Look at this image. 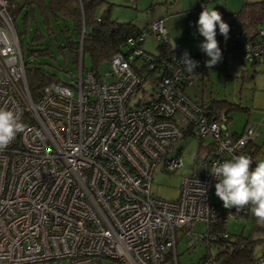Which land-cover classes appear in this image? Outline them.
Masks as SVG:
<instances>
[{"label": "built area", "instance_id": "obj_1", "mask_svg": "<svg viewBox=\"0 0 264 264\" xmlns=\"http://www.w3.org/2000/svg\"><path fill=\"white\" fill-rule=\"evenodd\" d=\"M204 7L198 0L200 13ZM83 33L84 24L76 80L47 81L33 100L7 0H0V107L18 111L25 125L0 152V264H178L176 232L193 237L188 230L197 221L206 224L199 238L207 247L227 238L226 222L248 208L213 202L217 181L209 170L250 156L259 125L231 131L224 111L189 98L183 88L194 78L178 45L151 76L153 56L143 41L148 34L155 42L167 38L163 19L128 36L102 75L83 69ZM227 44L246 74V63L264 55V26L256 37L233 31ZM190 59L199 66L200 57ZM188 137H208L206 154L193 159L175 198L154 195L156 167L183 166L177 144ZM196 264L228 263L208 252ZM243 264H264V253Z\"/></svg>", "mask_w": 264, "mask_h": 264}, {"label": "rangeland", "instance_id": "obj_2", "mask_svg": "<svg viewBox=\"0 0 264 264\" xmlns=\"http://www.w3.org/2000/svg\"><path fill=\"white\" fill-rule=\"evenodd\" d=\"M239 1L214 0L213 2L216 4L215 9L221 13L224 22H227L230 15L225 13L237 9L239 5L236 4L235 7H230V4L233 2L240 3ZM182 2L183 5L180 0H104L97 8L96 14L101 15L108 7L111 20L120 23L132 21L140 27L148 25L152 20L161 18L170 42L178 45L183 53L186 51L188 55H195L201 51L199 45L205 39L199 34L196 24L200 14L198 0H183ZM204 2L206 5L211 3ZM166 7H169L170 12L166 10ZM176 10L178 12H175ZM189 10H191V15L187 12ZM24 11L25 9L17 17L16 24L20 32L22 55L27 66L30 67L33 60L30 53L31 49L39 50L48 46L51 55L39 54L36 57L37 67L46 73L52 74L57 80L73 83L77 78L78 68L73 63L70 52L66 47L69 38L74 42L78 40L77 32L73 29L72 23L61 21L58 25L52 20L50 24L52 31L51 34H48L37 9H35L34 14L28 13L25 20L22 18ZM64 25L69 28V32L65 34L60 30ZM36 27L44 37L34 42L32 38ZM216 39L217 41L219 39L218 33ZM143 45L148 52H156V42L152 35H146ZM221 53V61L211 69L208 68V74L204 75L202 80L196 78L191 84L187 85L185 93L189 98L196 101L201 100L200 97L213 96L248 107V110L236 107L229 112V128H236L240 131L247 118H249V121L258 124L256 142L264 152V61L261 58L260 62L255 64L257 66L256 71L253 72L250 69L249 74L246 76L245 72L242 75L240 59L230 49L221 50ZM203 55L207 61L209 57L206 53H203ZM82 60L84 70L92 68L88 53L83 54ZM109 69L110 64L104 62L97 67V72L102 75ZM204 140L208 142L209 138L206 137ZM199 145V140L194 137L185 138L177 144V147L182 148L179 158L184 163L180 168L164 171L162 170V164L159 163L153 173L150 186L154 195L164 199H172L177 196L181 180L184 175L188 174L189 166L198 153ZM217 199L216 194L212 193L211 200L216 202ZM255 224L259 225L254 221L252 215H249L234 217L227 221L225 225L231 238L241 236L252 240L251 254L256 257L264 251V231L256 228ZM205 230L206 224L197 221L188 230L193 234V237L181 230L176 232L178 240L175 252L178 264H196L206 253L210 252L213 255L218 253L216 245L207 247L206 243L199 238V235ZM191 240L194 243L189 245ZM161 264H173V262L170 258H167Z\"/></svg>", "mask_w": 264, "mask_h": 264}, {"label": "trees", "instance_id": "obj_3", "mask_svg": "<svg viewBox=\"0 0 264 264\" xmlns=\"http://www.w3.org/2000/svg\"><path fill=\"white\" fill-rule=\"evenodd\" d=\"M104 2V0H7V13L9 14L20 40V32L18 31V26L16 24V19L23 9H25L24 14L22 15L23 20L28 16V13L34 14L35 9L38 10L41 19L46 27L48 34H51V21H55L59 25V22L70 21L72 23L73 29L77 32L78 40L74 42L69 38L66 42V47L68 48L72 61L77 67L78 52H79V41L81 37V28L84 24V33L82 38V58L84 53H88L92 68L97 69V67L107 62L112 54L117 51L122 50V46H125V41L128 36H137L144 28H138L133 22H117L109 18V8L105 9V12L101 15L96 14L97 8ZM233 20L229 26L228 38L231 36L233 31H238L243 37H256L258 28L264 26V0H242L239 9L234 12ZM236 25L235 27H232ZM59 27V26H58ZM62 33L69 32V28L66 25L60 28ZM43 34L36 27L35 34L33 36V41L36 42L43 38ZM227 38V40H228ZM221 43L219 47L221 50L225 51L230 49L236 56L237 53L234 51V47L231 44H227V40L220 33ZM21 43V41H20ZM173 43L170 42L169 36L166 39L156 42V52H149L153 58L149 60L154 63V70L151 71V76L160 68L159 62L162 59H170L172 56L178 54L174 52L171 48ZM59 45V44H58ZM61 49L63 47L60 46ZM31 55H34V58L31 62L30 67L27 66L25 62V73L28 80V89L30 96L35 100L38 96L39 87L50 80H55L52 74H49L48 77H45L42 73L45 71L37 67L36 57L39 54L51 55L49 52V47L46 46L43 49H31ZM202 51L195 55H189L190 57H200L201 62L199 66L194 69V72H191L194 79L200 78L202 75H206L207 68L204 65V57ZM180 54H184L180 51ZM264 56V55H262ZM262 56L256 58L254 62L246 63L247 73L249 74L250 69L255 72V64L260 61ZM147 71L148 65H145ZM34 73L36 79V85L32 86L30 83L31 73ZM244 73V72H243ZM242 73V75H243ZM244 75V76H245ZM185 90V88H183ZM209 108L213 112L224 111L227 115L228 113L236 108L240 107L239 104L228 101L224 98H211L209 101ZM243 108V107H241ZM245 109V108H243ZM229 117V115H228ZM230 118V117H229ZM199 140V149L201 147V139ZM199 151V150H198ZM264 156L258 151L256 146L255 150L250 153V156L253 158V167H255L257 155ZM199 157L198 154L195 156ZM218 205V208L222 212L221 207ZM252 215L250 210L239 216H249ZM253 217V215H252ZM254 221L256 219L253 217ZM255 227L264 231V226L256 225ZM218 248V253L216 256L220 257L224 262L228 264H243L251 261L255 256L251 254L252 240L246 239L244 237L231 238L230 235L227 238L220 239L216 241L215 244ZM264 253V251H262Z\"/></svg>", "mask_w": 264, "mask_h": 264}, {"label": "clouds", "instance_id": "obj_4", "mask_svg": "<svg viewBox=\"0 0 264 264\" xmlns=\"http://www.w3.org/2000/svg\"><path fill=\"white\" fill-rule=\"evenodd\" d=\"M196 24L199 34L205 38L199 47L209 57L206 67L211 69L222 59L216 39L217 26L227 39L229 25L219 11L209 6L203 8ZM180 61L189 72H194L197 67V62L190 59L186 51ZM24 130L25 125L18 111L0 107V152L5 151ZM252 165L251 156L236 155L224 162L216 161L209 171L217 181L215 194L223 201V207H235L237 211L248 208L256 222L264 226V160L256 162L254 168ZM204 192L203 188V195Z\"/></svg>", "mask_w": 264, "mask_h": 264}, {"label": "crops", "instance_id": "obj_5", "mask_svg": "<svg viewBox=\"0 0 264 264\" xmlns=\"http://www.w3.org/2000/svg\"><path fill=\"white\" fill-rule=\"evenodd\" d=\"M181 1V4L183 5V0H180ZM204 1H206L207 3L208 2H211V3H209V4H205V2H204V4H205V6H209V7H213V8H216V4L213 2L214 0H204ZM225 1H228V0H225ZM233 1H235L236 2V0H233ZM238 1V0H237ZM241 1L242 0H240L239 2L240 3H231L230 4V7L232 6V7H235V5L236 4H239L238 5V8L237 9H233V10H230V12H227V13H225V14H228V15H230V17H229V20L226 22L229 26L231 25V23H232V20H233V13L234 12H236L238 9H239V7H240V4H241ZM180 6V5H179ZM227 6V5H226ZM166 10L168 11V12H170L169 11V7L167 8L166 7ZM182 10V9H181ZM186 10V9H185ZM175 12H178L177 10L175 11ZM190 15H191V10H189V11H187ZM223 12H225V11H223ZM184 13H186V11H184ZM190 15H189V17H190ZM132 22V21H131ZM135 24V23H134ZM138 28H144L145 26L147 27L148 25H145V26H142V27H140V26H138L137 24H135ZM236 25H233L232 27H235ZM216 31H217V33H218V37H219V39H218V45L221 43V39H220V32H219V27L217 26V29H216ZM147 50V49H146ZM197 54V53H196ZM235 55V54H234ZM204 56V55H203ZM262 61H264V57H262ZM260 61H258L257 63H259ZM256 63V64H257ZM204 65H206V60H205V58H204ZM254 67V70L256 71V65L255 66H253ZM206 73L208 74V68H207V71H206ZM206 74V75H207ZM203 77H204V75H202L201 77H200V80H202L203 79ZM201 98V100L205 103V104H207V105H209L208 103V101L211 99V98H213V96H209L208 98H202V97H200ZM214 98H216V97H214ZM235 103V102H234ZM237 104H239L240 105V103H237ZM240 107H243V108H245V110H248V107H246V106H240ZM242 108V109H243ZM228 115H229V113H228ZM230 117V116H229ZM247 122H249V118H247L246 120H245V122L243 123V125H242V127H241V130L244 128V126L246 125V123ZM230 129V128H229ZM231 131H234V132H236V131H238L236 128H234V129H230ZM240 130V131H241ZM256 141H257V138H256ZM208 143H209V141L207 142V141H205L204 139L203 140H201V147H200V149H199V151H198V155H199V157H201V156H204L205 154H206V152H207V149H208ZM256 146L258 147V151H259V153H261L262 155H264V152H262V150H261V146L260 145H258V143L256 142ZM196 158V157H195ZM194 158V159H195ZM255 160H256V162H258L259 160H264V156H259V154L257 155V157L255 158ZM215 203H219V197H218V199H217V201L215 202ZM221 206H223V202H222V204H221Z\"/></svg>", "mask_w": 264, "mask_h": 264}, {"label": "water", "instance_id": "obj_6", "mask_svg": "<svg viewBox=\"0 0 264 264\" xmlns=\"http://www.w3.org/2000/svg\"><path fill=\"white\" fill-rule=\"evenodd\" d=\"M30 83H31L32 86L36 85V79H35V76H34L33 72L31 73V76H30Z\"/></svg>", "mask_w": 264, "mask_h": 264}]
</instances>
